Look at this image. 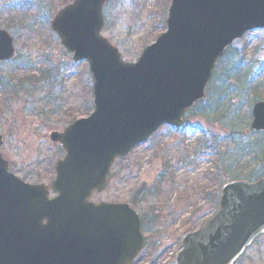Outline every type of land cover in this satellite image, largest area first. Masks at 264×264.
Wrapping results in <instances>:
<instances>
[{"label":"water","instance_id":"1","mask_svg":"<svg viewBox=\"0 0 264 264\" xmlns=\"http://www.w3.org/2000/svg\"><path fill=\"white\" fill-rule=\"evenodd\" d=\"M106 1L72 0L50 22L72 59L88 63L93 110L49 134L65 149L52 198L46 185L9 172L0 153V264H132L145 244L138 214L126 203H93L92 192L105 187L116 158L163 123L180 126L226 47L264 27V0H171L165 32L126 61L100 34ZM13 56L0 30V61ZM251 114V129L264 131V101ZM263 233L264 176L228 181L214 215L183 235L168 264H234Z\"/></svg>","mask_w":264,"mask_h":264},{"label":"rangeland","instance_id":"2","mask_svg":"<svg viewBox=\"0 0 264 264\" xmlns=\"http://www.w3.org/2000/svg\"><path fill=\"white\" fill-rule=\"evenodd\" d=\"M169 3L170 0H109L103 8L101 34L127 60H135L165 30ZM59 7V0H0V28L13 37L15 48L13 61L0 63V76L7 75L8 80L26 76L23 70L14 69L17 66L49 71L46 78L39 76L31 96L6 89L0 95V151L11 172L33 183L48 184L54 177L53 165L63 154L61 147L50 142L49 133L62 130L92 111V80L87 63L74 62L50 29V20ZM227 50L216 63L210 81H216V75L220 80L229 74L230 56L241 61L240 72L246 73L250 82L246 80L239 89L233 73L229 83L232 95L227 97L231 109L238 110L240 120L220 124L217 114L201 117V106L213 103L219 86L216 82L209 96L206 87L204 100L185 115L179 128L162 126L146 142L134 147L113 164L105 189L91 196L95 202L127 203L142 217L147 246L134 264H164L165 258L179 249L181 233L195 229L211 216L213 200L221 183L229 179L228 174H242L250 164L249 156L241 154L236 158L231 141L243 142L253 136L249 127L252 105L264 100V28L246 32ZM250 87H255V94L246 91ZM202 136L208 139L207 147L208 143L214 146L198 148ZM219 153H227L221 156L225 164L221 167ZM172 215H176L173 220ZM165 246L169 248L163 252ZM236 264H264V235Z\"/></svg>","mask_w":264,"mask_h":264},{"label":"trees","instance_id":"3","mask_svg":"<svg viewBox=\"0 0 264 264\" xmlns=\"http://www.w3.org/2000/svg\"><path fill=\"white\" fill-rule=\"evenodd\" d=\"M225 53H228V50H226ZM230 60H231L230 62L232 63L227 68L228 70H230L229 74L226 73L224 75V78L220 80L217 79V75H216V78H215L216 81L215 80L209 81L207 85L208 92H209L211 88L213 87V85L216 82H218V86H219L218 90L217 92H215V97H212V99H214L212 100L213 103L212 104L206 103L205 105H202L201 109L199 110L200 116L205 117V118H209L217 114V118H219L220 124H222L221 121H227V123L229 124H234L241 118L238 113V110L234 107H233L234 109H231V106L229 104L230 100L229 101L227 100V97L229 95H232V88L231 87L229 88L230 79L232 77L231 75H233L234 73V76H237V83H239V85L236 87L238 88L240 87L239 89H242V87L246 84V80L250 82V80L248 79L249 76L246 73L242 74L240 72V67L242 64L241 61L239 62L234 61V59L231 58V56H230ZM219 61L220 59L218 60V62ZM30 67L31 66L29 65L28 66H17L16 68L14 67V69H18L17 71H19V69L23 70L26 76H22L18 78L10 77V80L7 79L8 77L7 75L4 78L0 76V95L2 94L1 91L6 89L9 91H15V94L21 93L22 95L26 97L31 96L34 93L36 83L40 82L38 80L39 76H42V78L43 77L46 78L47 76H49L48 74L49 71L39 70V69L31 70ZM36 71L37 73H35ZM45 74H48V75L44 76ZM254 89L255 87H250L246 89V91H248L249 93L250 92L254 93L255 92L253 91ZM211 94L212 93L209 92L207 96ZM198 104H196L192 110H194L195 107L198 106ZM189 114H191V112ZM224 127H228V125H224ZM207 140L208 139L206 137L202 136V139L197 142V147L205 149V146H206L205 144L208 142ZM213 140L216 141L217 139L213 138ZM231 142L235 145L233 149V154L235 150L237 151V154L235 153L236 158H237V155H241V154H243L242 157L249 156L250 164L247 167H245V169L243 170L244 172H242V174H239V173L230 174L229 172H227L229 173L228 174L229 179H245L248 181H254L260 178L261 176H263L264 175V132H254L253 136L248 137L243 142L239 140H232ZM208 145L209 147L206 146V148L210 149L214 146V143L213 145L208 143ZM223 155L227 156V153L218 154L220 167H221V164L222 166L225 165L221 161V156ZM248 167H251V168H250V171L246 173V170L248 169ZM215 206H216V198L213 200V209L216 208Z\"/></svg>","mask_w":264,"mask_h":264},{"label":"flooded vegetation","instance_id":"4","mask_svg":"<svg viewBox=\"0 0 264 264\" xmlns=\"http://www.w3.org/2000/svg\"><path fill=\"white\" fill-rule=\"evenodd\" d=\"M175 217H176V215H172V220H173V218H175ZM150 221H151V223H152V220H150ZM150 221H149V222H150ZM184 222H185V221H183V222L181 223V225H182ZM199 225H200V224H199ZM199 225H198V226H199ZM198 226H197V227H198ZM178 228H180V226H179ZM189 230H191V229H189ZM185 232H186V231H185ZM181 235H182V233H181ZM181 235H180V236H181ZM180 236H179V237H180ZM179 242H180V239L178 238V243H179Z\"/></svg>","mask_w":264,"mask_h":264}]
</instances>
